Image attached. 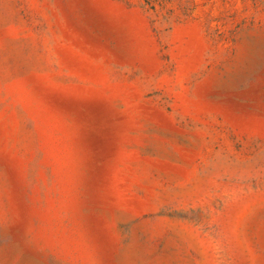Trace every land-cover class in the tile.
Instances as JSON below:
<instances>
[{"label":"rangeland","instance_id":"rangeland-1","mask_svg":"<svg viewBox=\"0 0 264 264\" xmlns=\"http://www.w3.org/2000/svg\"><path fill=\"white\" fill-rule=\"evenodd\" d=\"M0 264H264V0H0Z\"/></svg>","mask_w":264,"mask_h":264}]
</instances>
